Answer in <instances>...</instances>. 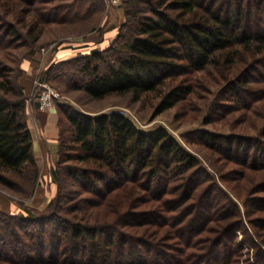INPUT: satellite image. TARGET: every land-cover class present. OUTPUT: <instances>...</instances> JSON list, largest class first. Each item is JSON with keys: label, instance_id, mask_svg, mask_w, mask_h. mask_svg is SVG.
<instances>
[{"label": "trees", "instance_id": "1", "mask_svg": "<svg viewBox=\"0 0 264 264\" xmlns=\"http://www.w3.org/2000/svg\"><path fill=\"white\" fill-rule=\"evenodd\" d=\"M20 1L36 15L29 30L34 43L42 34L41 22H86L107 4ZM125 3L127 21L113 44L51 61L38 75L39 82L60 80L97 100L129 95L139 101L155 93L162 97L160 113L194 91L192 78L176 85L174 79L204 70L214 76L215 69L225 81L223 95L230 94L237 105L255 109L264 99V0ZM5 27L0 29V46L21 34L12 22ZM11 73L0 66V185L31 198L40 166L28 106L39 107L42 87L27 96L20 82L22 66L15 77ZM56 107L59 157L52 181L58 193L44 211L0 210V264H264V214L250 217L264 212V196H248L244 212L239 198L164 127L147 131L119 111L92 114L61 99ZM196 134L244 170H264L261 136L206 129ZM64 175L79 194L74 211L82 204L108 207L115 218L106 213L102 221L65 216L61 203L69 194H64ZM204 175L213 180L205 188ZM138 201L149 206H137ZM237 230L255 251V258L243 263L245 243L238 240ZM169 234L173 242L164 241Z\"/></svg>", "mask_w": 264, "mask_h": 264}, {"label": "rangeland", "instance_id": "2", "mask_svg": "<svg viewBox=\"0 0 264 264\" xmlns=\"http://www.w3.org/2000/svg\"><path fill=\"white\" fill-rule=\"evenodd\" d=\"M14 4L16 5L15 9H13ZM126 6L125 0H107L106 8L86 22H41L40 28L43 31L39 41L34 43L29 30L33 27L32 23L36 15L29 11V5L20 0H0V29L4 28L9 21L14 23L22 34L16 37L11 35L9 37L11 43L0 46V66H7L12 71V76L15 77L26 61L35 60V58L45 60V54L49 51L53 52L55 57L62 53L66 55V58H71L80 54H87L96 47H109L117 40L121 31L120 28L127 21ZM143 8H145L144 4ZM143 10L146 12V9ZM49 63L50 58L43 70L47 69ZM239 66L241 67L242 64ZM43 70L37 74L36 86L43 83L39 82L38 78ZM213 74L214 76H210V72L204 70L174 79L173 84L176 85L181 81L187 84V81L184 80L189 77L192 78L195 85L194 91L185 95L175 106L160 113L158 110L162 97L155 95V93H149L139 101L134 100L129 95H112L97 100L81 90L66 87L60 80H52L51 83H46L54 86L61 93L62 102L78 110L92 114L119 111L130 117L139 128L147 131L164 127L189 152L202 161L203 166L225 190L234 193V196L239 198L237 200L241 201L242 210L245 212L246 208L243 202L248 196L253 195L255 199L258 196H264V184L262 183L264 182V170H244L245 168L241 167L239 163L231 161L224 154L203 144L196 132L200 129H206L216 133L244 134L264 138V99L256 105L255 109L237 105V102L235 103L230 99V94L223 95L222 88L225 81L220 71L214 69ZM57 160L51 167L49 177L43 173V168L40 167L39 184L31 198H23L20 194L3 185H0V194L17 206L19 212H25L24 208L26 207L44 211L58 193V186L52 181V169ZM203 178L205 180L203 188L210 186L213 181L211 177L204 175ZM65 180L64 194H69L68 199L64 198L65 200L61 203L62 213L65 216L78 215L86 218L85 220L88 218L90 221H102L105 219V213L109 215L110 208L108 207L95 208L84 204L74 211L71 207L79 198V194H74L76 185L73 184V180L71 178L66 179V176ZM84 196L87 195L84 194ZM20 202L23 204L20 205ZM256 204H250V206L255 208ZM136 205L144 208L149 206L143 204V201H138ZM262 214L264 212H253L250 217L257 218L258 215ZM109 216L115 218V216L111 217V213ZM132 228L127 227V230L132 231ZM236 233L238 240L245 243L242 263L245 262V258H255L254 247L245 241L243 232L237 230ZM166 240L174 241L170 234L164 241ZM249 251L250 255L248 254Z\"/></svg>", "mask_w": 264, "mask_h": 264}, {"label": "crops", "instance_id": "3", "mask_svg": "<svg viewBox=\"0 0 264 264\" xmlns=\"http://www.w3.org/2000/svg\"><path fill=\"white\" fill-rule=\"evenodd\" d=\"M52 53L50 51L47 52L45 60L43 58H35V60L26 61L23 64L20 82L27 96L33 95L37 74L43 70L44 65L49 62V58L50 62L67 59L66 55L62 53H59L57 57ZM59 119L57 107L50 111H44L39 107L28 106V120L33 134L34 153L39 166L43 168V173L48 177L53 163L59 157ZM0 210L9 213H21L18 211V207L2 194H0Z\"/></svg>", "mask_w": 264, "mask_h": 264}, {"label": "built area", "instance_id": "4", "mask_svg": "<svg viewBox=\"0 0 264 264\" xmlns=\"http://www.w3.org/2000/svg\"><path fill=\"white\" fill-rule=\"evenodd\" d=\"M39 85L42 86V91L39 97V108L44 111H50L56 107V101L61 99L62 95L54 86H51L46 82L39 83Z\"/></svg>", "mask_w": 264, "mask_h": 264}]
</instances>
